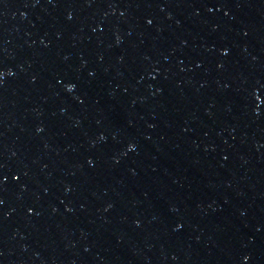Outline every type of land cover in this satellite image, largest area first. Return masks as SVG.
Instances as JSON below:
<instances>
[{
	"label": "water",
	"instance_id": "1",
	"mask_svg": "<svg viewBox=\"0 0 264 264\" xmlns=\"http://www.w3.org/2000/svg\"><path fill=\"white\" fill-rule=\"evenodd\" d=\"M0 264H264V0H0Z\"/></svg>",
	"mask_w": 264,
	"mask_h": 264
}]
</instances>
